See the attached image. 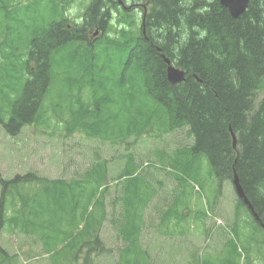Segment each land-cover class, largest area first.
<instances>
[{"label": "trees", "instance_id": "trees-1", "mask_svg": "<svg viewBox=\"0 0 264 264\" xmlns=\"http://www.w3.org/2000/svg\"><path fill=\"white\" fill-rule=\"evenodd\" d=\"M106 1L112 2L92 0L83 22L71 27L63 16L66 2L50 4L63 17L35 32L26 44L28 52L22 70L27 78L14 98L9 90L8 120L4 121L5 116L0 113L5 134L16 137L23 128L42 124L41 109L50 95L57 68L67 78L83 72L85 81L81 79V83L79 77L78 82L92 92L89 107L80 105L66 112L64 101L58 98L52 102L58 116L68 113V136L82 132L102 142L123 141L153 124L155 118L164 134L188 130L190 145L168 155L163 152L158 159L159 170L175 183V188L163 197L165 204L169 203L158 212V229H167L172 222L173 227L179 228L176 234L184 236L189 231L183 225L205 221L206 211L192 212L190 208L191 190L211 188L214 204L224 183L231 181L235 173L262 224L257 225L242 202L236 200L228 231L237 239L238 230L250 222L253 233L262 230L264 234V0H249L247 10L237 19L218 0H136L149 8L142 27L119 25L116 39L94 37L90 43L85 35L91 29L100 33L111 30L104 8ZM101 51L105 59L97 62L103 56ZM161 55L184 72L183 82H168ZM92 71L100 75L97 91L105 95L106 88L113 87L108 94L113 97L110 103L116 105L119 113L130 112L128 120L119 121L116 113L109 112V118L100 114L102 109H110L102 107L91 81H86ZM12 83L9 82V89ZM231 135L236 139L235 146ZM203 158L209 167L207 176L203 174ZM80 176L68 182L40 178L33 173L16 175L7 182L0 179V224L4 193L9 187L10 193L17 192L15 197L11 195L12 200L18 198L20 207L23 204L18 213L39 214L33 219L24 215L21 219L11 218L9 223L26 237L36 236L50 264L77 263L81 257L89 264L93 252L109 253L100 239L107 222L122 246L116 251L114 264L157 262L158 258L151 257L142 246L141 237L148 220L144 219V212L158 196L162 182L148 180L134 157H126L122 172L116 177L121 180L116 182L120 183V191L111 203L112 214L107 216L106 162L93 163ZM26 187L32 190L23 196L20 190ZM40 206H44L48 220L41 216ZM19 222H26L30 230ZM240 258L237 243H233L222 257H195L189 264H240Z\"/></svg>", "mask_w": 264, "mask_h": 264}, {"label": "rangeland", "instance_id": "rangeland-1", "mask_svg": "<svg viewBox=\"0 0 264 264\" xmlns=\"http://www.w3.org/2000/svg\"><path fill=\"white\" fill-rule=\"evenodd\" d=\"M64 1L66 3L63 16L67 18L68 23L70 25L81 24L83 14L92 0ZM51 3L58 4L59 2L58 0L0 1V113L5 116L4 121H7L9 117V105L6 104L9 92L11 91L14 98L27 78L22 70L28 52L26 44L35 32L46 27L49 22H58L63 17L50 5ZM3 5L7 6L3 7ZM108 10L111 11L108 14V23L111 27V30L107 32L109 37H117L115 30L117 25H137L139 27L140 24L144 23L141 18L142 9L140 5L134 13L122 11L121 8L117 7ZM93 18L94 16L91 19ZM118 22L120 24H117ZM94 32L95 29H91L85 35L86 38L92 39L90 35ZM101 35L99 34L97 38H100ZM100 54L103 56L99 57L97 62H103L102 59H105L104 52L101 51ZM64 74L60 68L54 72L50 95L44 100L42 106L44 118L42 124L25 127L16 137L6 135L0 126V178L3 181H9L16 175L24 176L27 173H33L40 178L60 179L68 182L80 179V175L85 173L93 163L106 162V184L109 189L105 200V212L109 216L112 214L111 203L120 191V183L116 182L121 180H117L116 177L122 172L126 157L131 155L148 180L156 179L161 181L163 186L158 190L159 194L153 199L151 206L144 212V219L148 220L144 224L141 237V244L147 249L148 254L158 258L154 264H189L195 257H207L208 259L222 257L233 243H237L238 251L241 254L240 264H264V234L262 230L253 233L251 223L248 222L240 228V231L238 230L237 239L234 238L231 231H228V227H231L237 200L230 181L224 183L221 195L214 204H211V201H208L210 198H207L213 191L211 188L208 187L201 193L196 188L192 189L193 206H190L192 212L206 211L208 218L205 221H195L190 222L189 225H183V229L189 231L184 236L176 234L179 228L173 227L172 222H170L169 228L158 229V212L165 209L169 203L165 204L163 197L166 192H171L175 188L172 179L165 172L159 170L161 165L158 163V159L163 152L168 155L177 148L190 145L192 139L188 135V130L180 129L163 134L158 125L148 124L140 128L138 133L131 134L123 141L115 139L102 142L96 137L89 138L79 132L68 136L65 133L69 122L68 113L58 116L52 109V102L59 98L65 102L62 105L64 111L69 112L68 109L76 110L80 105L89 107L91 94L89 88L78 82L79 77L81 83L83 82L81 80L84 79L82 78L83 72L69 78ZM9 76L11 77L9 78ZM87 80L91 81L97 99L103 103L102 107L110 109V111L102 109L101 115L109 118L110 112L111 115L116 113L121 122L129 119L130 112L119 113L116 110V105L110 103V100L113 102V97L108 94L111 93L110 90L113 87L108 86L105 95H103L101 91H97L100 86V75L92 71L86 78ZM9 82H13L10 89ZM67 96L68 100H66ZM69 97L74 101L71 102ZM260 97L261 95H259ZM156 121L155 118L151 122L155 123ZM202 161L204 162L203 174L207 176L208 163L206 158H203ZM26 188L20 190L21 195L28 196L31 193L32 188ZM261 191L264 193V184ZM10 194L15 197L17 192L12 190L10 193L8 189L5 192V200L7 196L10 199ZM200 194L206 196L207 200ZM197 195H199L198 198ZM15 202H19L18 199H15ZM85 202L83 201V203ZM83 203L79 207H82ZM209 204L213 205L212 211L209 210ZM11 209L10 205L9 211ZM39 210L43 219L48 220L49 215L45 213L44 206H40ZM23 215L32 219L34 216H39V214H30L29 216L27 213H17V209L13 210L11 215L8 214L13 219H21ZM218 221L221 223L218 224ZM5 223V227L2 226L3 229L0 231V245L1 249L5 251L0 252V262L6 257V261H9L10 258L13 264H50L47 257L42 254L41 245L36 236L25 237L20 235L7 220ZM24 223L26 222H19L18 224L25 225L27 230H30L29 226ZM107 223L101 230L100 239L109 253H106L105 256L99 255L97 252L93 253L94 259L90 264H113L116 251L122 247L114 231L110 229ZM219 231L221 232L219 233ZM227 232L228 236L226 237ZM169 233L172 235H167ZM13 255L16 257L12 258ZM84 263L81 262V264ZM75 264L77 263L75 262Z\"/></svg>", "mask_w": 264, "mask_h": 264}, {"label": "water", "instance_id": "water-1", "mask_svg": "<svg viewBox=\"0 0 264 264\" xmlns=\"http://www.w3.org/2000/svg\"><path fill=\"white\" fill-rule=\"evenodd\" d=\"M249 0H219V4L220 6H222L223 8L227 9L229 15L233 18V19H237L238 17H240L246 10L247 5H248ZM163 57V56H162ZM164 59V62L167 64V69H166V77L169 83L171 84H177L183 81V76H182V71L173 67L168 59ZM235 192L237 197L242 200V202L244 203L245 206L248 207V209L251 212V215L253 216V218L255 219V221L258 222V218L255 215V213L253 212V209L251 208L249 202L247 201V199L244 196L243 190L240 187L239 184V180L237 178V176L234 174L233 180H232Z\"/></svg>", "mask_w": 264, "mask_h": 264}, {"label": "bare ground", "instance_id": "bare-ground-1", "mask_svg": "<svg viewBox=\"0 0 264 264\" xmlns=\"http://www.w3.org/2000/svg\"><path fill=\"white\" fill-rule=\"evenodd\" d=\"M249 3V2H248ZM144 20V19H143ZM140 21V20H139ZM112 23H114V22H112ZM51 25V24H50ZM47 30H51L50 28L49 29H47ZM140 31V30H139ZM47 32V31H46ZM133 32V31H132ZM45 33V32H44ZM40 35H42V33L40 34ZM39 36V35H38ZM78 37V36H77ZM125 37H127V36H125ZM130 37V36H129ZM131 38V37H130ZM37 39V38H36ZM129 40H131V39H129ZM126 42V41H125ZM134 42V41H133ZM77 43H79V42H77ZM87 43V42H86ZM134 45V44H133ZM128 62V61H127ZM177 69H179V68H177ZM179 70H181V69H179ZM182 71V70H181ZM183 72V71H182ZM182 76H183V81L185 80V77H184V72L182 73ZM263 117V116H262ZM82 133V132H81ZM125 136V135H124ZM90 138V137H89ZM96 168V167H95ZM193 168V167H192ZM93 169V168H92ZM162 171V170H161ZM189 176V175H188ZM174 177V176H173ZM175 178V177H174ZM193 179V178H192ZM190 181V180H189ZM192 182H193V180H192ZM196 183V182H195ZM220 183V182H219ZM216 184H218V183H216ZM160 185V184H159ZM158 185V186H159ZM198 185V184H197ZM218 186V185H217ZM163 187V186H162ZM63 190V189H62ZM150 190V189H149ZM218 190V189H217ZM192 191V190H191ZM179 196V195H178ZM255 197V196H254ZM256 201H258V200H256ZM175 208V207H174ZM176 210V209H175ZM244 215V214H243ZM235 218V217H234ZM244 218V217H243ZM175 219V218H174ZM203 221V220H202ZM199 222V221H198ZM235 222V221H234ZM235 224V223H234ZM234 227V226H233ZM201 232V231H200ZM25 235V234H24ZM95 245V244H94ZM96 248V247H95ZM92 250V249H91ZM93 251V250H92ZM90 256V255H89ZM94 259V258H93ZM86 260V259H85ZM125 260V259H124ZM52 261V260H51ZM91 261V260H90ZM13 263V262H12ZM56 263V262H55ZM54 263V264H55ZM85 264V263H84ZM90 264V263H89Z\"/></svg>", "mask_w": 264, "mask_h": 264}, {"label": "flooded vegetation", "instance_id": "flooded-vegetation-1", "mask_svg": "<svg viewBox=\"0 0 264 264\" xmlns=\"http://www.w3.org/2000/svg\"><path fill=\"white\" fill-rule=\"evenodd\" d=\"M127 3H128V6H125L126 10L131 11L133 9V8H131V6H133V5L130 4L129 2H127ZM133 11H135V10H133Z\"/></svg>", "mask_w": 264, "mask_h": 264}]
</instances>
